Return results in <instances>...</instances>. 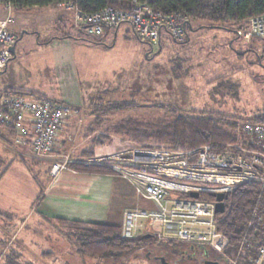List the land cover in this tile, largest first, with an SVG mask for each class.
I'll return each instance as SVG.
<instances>
[{
	"label": "rangeland",
	"instance_id": "rangeland-1",
	"mask_svg": "<svg viewBox=\"0 0 264 264\" xmlns=\"http://www.w3.org/2000/svg\"><path fill=\"white\" fill-rule=\"evenodd\" d=\"M8 14L9 29L17 42L14 57L0 74V95L5 89L34 90L65 101L72 111L50 159L36 158L24 148L10 155L26 158L32 170L17 158L0 180V210L13 215L11 224L0 218V264H163L155 259L160 255L167 264H194V257L188 256L191 252L169 254L161 245L163 241L155 237L146 239L154 242L117 259L83 257L74 252L75 246L71 248L75 240L69 242L62 236L65 230L45 222L33 203L57 160H66L68 167L92 164L113 170L112 155L158 147L111 133L124 119L147 122L170 117L174 110L188 115L193 114V108L218 110L232 115L228 121H219L234 132V126L241 123L237 118L264 112L263 31L258 30L262 37L256 39L248 30L236 35L232 25L200 28L190 31L185 43L163 35L159 48L139 40L128 24H122L103 36L106 44H97L77 39L84 34L75 27L73 12L61 7H19L9 12L0 8V18ZM63 36L68 37L59 38ZM115 101H136L138 105L115 112L96 111ZM108 132L118 150L88 158L84 151L92 139ZM5 136L6 131L0 128V155L6 159L0 171L10 160L4 151L9 144L2 139ZM97 158L104 162L93 160ZM139 205L134 207L141 208ZM47 252L54 255L52 262ZM209 255L214 257L212 252ZM238 258L236 253L224 259L227 264H237Z\"/></svg>",
	"mask_w": 264,
	"mask_h": 264
},
{
	"label": "built area",
	"instance_id": "built-area-1",
	"mask_svg": "<svg viewBox=\"0 0 264 264\" xmlns=\"http://www.w3.org/2000/svg\"><path fill=\"white\" fill-rule=\"evenodd\" d=\"M129 5L126 9L105 6L94 12H80L68 2L57 4L73 10L75 27L87 36H101L128 24L137 38L151 45L160 43L163 35L183 39V27L173 14L154 11L148 0H130ZM0 8L9 12L11 6L0 5ZM10 22L9 14L0 18V74L12 57L10 47L16 43V35L9 29ZM260 29L264 33V16L251 19L247 32L262 37ZM71 111L68 105L49 97L16 92L0 95V123L13 131L11 144L28 150L36 158L54 156L59 132ZM236 131L242 140L225 143L220 150L202 145L193 161L189 160L192 151L167 148L112 155V169L135 184L139 198L154 204L153 208L134 207L124 211L120 236L132 238L140 229L149 228L158 241H173L189 246V250L192 246L214 252L220 262V258L228 259L224 253L228 238L217 229V224L229 207L225 205V198L224 211L216 213L215 195L227 196L245 183L264 186V117L243 121ZM93 160L104 162L103 158ZM67 163L66 160L53 162L49 173L69 168ZM191 192H197L198 196H190ZM200 193L211 194L213 200L200 199ZM252 264H264V245Z\"/></svg>",
	"mask_w": 264,
	"mask_h": 264
},
{
	"label": "trees",
	"instance_id": "trees-1",
	"mask_svg": "<svg viewBox=\"0 0 264 264\" xmlns=\"http://www.w3.org/2000/svg\"><path fill=\"white\" fill-rule=\"evenodd\" d=\"M63 2L70 3L75 10H79L80 12H94L105 6L120 9H126L130 6V0H0V5H10L11 8L46 7L49 5L56 7L58 3ZM148 4L154 11L167 15L173 14L177 18V23L183 27V39L175 40L169 37L178 43L187 42L189 40V32L200 28H221L232 25L237 35L238 31L249 30L251 19L264 16V0H148ZM65 10L73 12V10ZM79 31L81 32V30ZM106 34L101 36H87L84 34V37L79 35L77 39L89 43L106 44L103 41V36ZM67 37L63 36L59 38L64 39ZM254 37L260 39L259 36ZM70 38L75 39V37ZM162 40L163 36L160 43L156 44L159 48L162 47ZM110 46L112 44L108 45V47ZM150 46L152 47L153 45L150 44ZM14 55L12 54V57ZM3 92L48 97L41 92L25 89H5ZM52 99L68 105L63 100L53 97ZM137 105L138 102L136 101L108 102L105 107L98 108L96 111L115 112L136 107ZM154 105L161 109L166 106L170 109V106L165 104V106L160 103H155ZM174 112L170 117L147 122L127 118L114 126L110 132L122 134L131 141H137L138 143L158 145V147L151 146L152 148H170L183 152L192 151L191 156H189L190 161L195 160L197 149L202 145L207 144L213 150H220L225 143L242 140V137L236 131L235 122H233L235 126L232 125L235 128L234 132L225 128L220 123L221 120L225 119L228 121L231 119L230 116L232 115L230 114H225L218 110L195 108H193V114L191 115L177 113L175 110ZM263 117L264 112H259L249 116H240L237 119L243 122L260 120ZM0 128L6 131L8 135L2 139L11 144L10 138L13 131L8 127H4L1 123ZM117 150V147L112 144L108 132L96 135L92 139L89 149L84 151V154L89 156L88 158H92L99 155L114 154ZM17 158L31 172L32 166H29L27 159L19 155ZM2 164L3 160L0 157V166ZM10 164L11 162L6 164L0 171V178ZM69 168L79 171L115 172L109 168L92 164H74ZM32 175L36 178L34 174ZM43 191L44 188L38 193L35 202L41 200ZM199 198L213 200V196L207 193H200ZM225 205L229 207V210L226 211L223 218L217 224V229L228 238V244L224 249V253L226 255L239 253L238 261H236L237 264H252L260 247L264 245V186L254 182L241 184L231 193L227 194ZM0 218L10 223L13 220V215L12 213L0 210ZM55 221L60 228L65 230L62 233L64 238L69 242L74 239L75 244L73 243V246H75L76 252L84 257L117 259L120 255L146 246V239H150L149 235L147 237L144 236L147 233H138L132 238H123L120 236L121 225L115 223L84 222L62 218H57ZM154 240L148 242L151 243ZM167 243V246L175 253L183 245L173 241Z\"/></svg>",
	"mask_w": 264,
	"mask_h": 264
},
{
	"label": "crops",
	"instance_id": "crops-1",
	"mask_svg": "<svg viewBox=\"0 0 264 264\" xmlns=\"http://www.w3.org/2000/svg\"><path fill=\"white\" fill-rule=\"evenodd\" d=\"M19 150L20 148L7 144V148L4 151L7 155L6 158H10L9 161L7 159L8 163L11 162L10 166L17 159H14L10 155L13 156V153ZM2 160L6 161V159ZM7 170L1 176L0 180L4 178ZM136 203L140 204L139 206L141 208H152L150 201L139 198L136 195L135 184L122 175L118 173L79 171L67 168L55 174L48 173V181L44 187L42 198L40 201L34 202L33 205L35 210L40 214V217L51 225H57L55 221L57 218L121 225L123 212L134 208ZM145 231L142 228L138 232L141 234L150 233L149 230ZM167 244V242L161 243L162 247L166 248L167 253L169 251V254H171L173 250ZM181 246V249L176 252L179 255L185 251L191 252L188 249L189 246ZM73 247L72 245L71 248ZM73 250L76 252L74 248ZM47 253L49 254L47 255L49 262H52L50 260L54 259V255L52 252ZM212 253L214 257H218L214 252ZM231 255L227 254L226 256ZM160 257L164 258V256L160 255L155 256V259L163 263ZM220 259L221 264H224L226 260L223 258Z\"/></svg>",
	"mask_w": 264,
	"mask_h": 264
},
{
	"label": "water",
	"instance_id": "water-1",
	"mask_svg": "<svg viewBox=\"0 0 264 264\" xmlns=\"http://www.w3.org/2000/svg\"><path fill=\"white\" fill-rule=\"evenodd\" d=\"M10 51L12 54L15 53V45L10 47ZM190 196L192 197H197L198 194L197 192H191ZM226 198V195L223 193H217L215 195V200H216V204H215V211L216 213H222L224 211V199ZM150 236V234H145L144 236ZM191 250V255H188L189 257H194V260L196 261V263L194 262V264H221L220 260L215 258V257H211L208 253L207 250L203 249L202 251L199 249H196L194 247H190ZM187 251H185L183 254H186ZM201 254L202 256L200 257ZM198 256V257H197ZM200 257V258H199ZM160 260L163 261L164 264H167V262L164 261L163 257H160ZM176 264V262H175Z\"/></svg>",
	"mask_w": 264,
	"mask_h": 264
},
{
	"label": "flooded vegetation",
	"instance_id": "flooded-vegetation-1",
	"mask_svg": "<svg viewBox=\"0 0 264 264\" xmlns=\"http://www.w3.org/2000/svg\"><path fill=\"white\" fill-rule=\"evenodd\" d=\"M147 234H150V233L148 232ZM150 235H151V236H149V237H153L152 234H150ZM146 237H147V236H146ZM149 237H148V238H149ZM190 255H191V253H190ZM195 263H196V261H195Z\"/></svg>",
	"mask_w": 264,
	"mask_h": 264
}]
</instances>
